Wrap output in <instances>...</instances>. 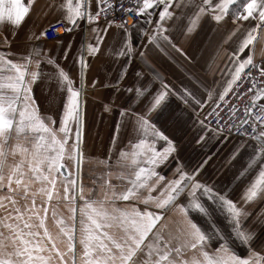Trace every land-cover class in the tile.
I'll use <instances>...</instances> for the list:
<instances>
[{"label": "snow or ice", "instance_id": "1", "mask_svg": "<svg viewBox=\"0 0 264 264\" xmlns=\"http://www.w3.org/2000/svg\"><path fill=\"white\" fill-rule=\"evenodd\" d=\"M55 7L63 27L32 31L40 46L30 47L19 30L32 0H0V22L17 32L0 37V264H264V63L250 54L264 37V0ZM229 24L227 79L217 89L206 80L205 37ZM89 58L115 74L86 83ZM50 81L59 98L37 96L33 86ZM89 87L108 89L100 116L112 161L91 187L81 167L95 124ZM189 128L201 150L182 157ZM53 199L70 213L53 208L55 235L46 223Z\"/></svg>", "mask_w": 264, "mask_h": 264}, {"label": "crops", "instance_id": "2", "mask_svg": "<svg viewBox=\"0 0 264 264\" xmlns=\"http://www.w3.org/2000/svg\"><path fill=\"white\" fill-rule=\"evenodd\" d=\"M26 5L29 3V0H22ZM61 0H32V10L30 11L28 17L26 18V22L21 26L19 30V35L22 39L26 38L30 47H39L40 42L33 40L30 33L32 31L41 30V27H46L49 23L57 22V17L59 12L55 5L59 4ZM143 23V20H141ZM246 26H250V22H244ZM229 25H225L215 32H208L205 37L206 42L210 39L208 52L212 54V58L210 59L209 65L207 66V76L206 80L211 83L212 81L217 82V89H219V85H222L224 80L227 79V65L228 55L231 52L232 41L228 43H223L224 38L227 36ZM11 33V35H9ZM17 35L16 30L13 26L8 24L7 22H0V37L9 36V39H13ZM65 40L75 39L77 43L81 40V35L76 33L65 34L62 36ZM87 39V36L84 37ZM234 39V38H233ZM49 45H45V47H49ZM219 46L218 55L213 54V50ZM11 50L16 51L19 45L17 43L11 44ZM5 46L0 43V51H4ZM253 55V60L255 63H264V37L258 36L257 41L255 42V48L251 51ZM91 63V58H89ZM198 71L203 74L205 69H198ZM111 72L114 75V71L104 62L96 61L95 63H91V67L88 69L86 74V83L93 79L97 73L100 74L98 78H103L104 75H108ZM165 75H168L165 73ZM174 78V77H173ZM34 87V92L37 96L52 97L55 99L59 98V89L56 86L54 81L45 82L41 84L40 87ZM108 94V89L100 88L96 91H93L91 87H89L86 92V100L88 102V108L91 112L95 114V124L92 131V138L87 139V147L84 150V159L82 161V175L83 182L89 187L92 186V181L95 179L99 183L100 179L104 177L105 173L108 171L105 167V161H108L109 149L110 145L108 143L107 135H106V122L101 119L100 113L102 112L101 101L105 99ZM39 103V100L37 101ZM42 114L43 110H42ZM47 115H52L51 112L47 113ZM195 133L189 128L182 132L180 139L182 141L180 152L182 157L195 156L201 150L198 145H196L195 140L193 139ZM31 139V137H29ZM22 143H25L27 146L28 141L22 140ZM127 143V140L125 141ZM115 157H113V160ZM112 161H108L111 163ZM113 174H115V170H113ZM116 182V181H114ZM119 183V182H116ZM59 185V181H58ZM40 187L39 183L33 185V189L37 190ZM46 199V198H45ZM39 203V198L37 200ZM55 208L58 216H63L67 218L70 213L68 211L67 204L61 200L57 202L55 199L49 205V213L48 219L46 221L47 226L50 231L55 235L58 231V227L55 224V220L52 217V210ZM78 215V213H77ZM178 220V216L175 214L169 218L170 229L175 232V223L174 221ZM112 231H116V229H112ZM175 243V241H174ZM78 252L82 254V247L78 245ZM188 256L191 255L189 251L187 253Z\"/></svg>", "mask_w": 264, "mask_h": 264}, {"label": "built area", "instance_id": "3", "mask_svg": "<svg viewBox=\"0 0 264 264\" xmlns=\"http://www.w3.org/2000/svg\"><path fill=\"white\" fill-rule=\"evenodd\" d=\"M134 3H135V0H125V7L132 6V5H134ZM111 15L112 16H117L118 13L114 12V13H111ZM102 19H103V14H102ZM126 19L128 20L129 23H132V22H135L137 17L132 15L130 17H126ZM51 25H52V31L50 32V35H56L55 29L58 28V27H63L62 24H58L57 22L52 23ZM46 27H48V25ZM65 34H67V33H62V34H60V36H63ZM244 103H246V100L242 97L241 98V103H240V113L241 114L243 113V105H244Z\"/></svg>", "mask_w": 264, "mask_h": 264}]
</instances>
